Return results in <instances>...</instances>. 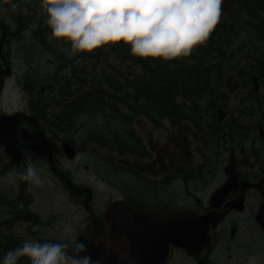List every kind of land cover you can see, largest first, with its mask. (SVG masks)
I'll return each instance as SVG.
<instances>
[{
  "label": "flooded vegetation",
  "instance_id": "af4514ba",
  "mask_svg": "<svg viewBox=\"0 0 264 264\" xmlns=\"http://www.w3.org/2000/svg\"><path fill=\"white\" fill-rule=\"evenodd\" d=\"M21 1L23 9L31 11L33 7L31 4H39L41 0ZM84 4L86 19H81L78 6ZM13 7L18 14L20 10L16 6ZM107 7V5L102 6L97 0H55L54 4L46 7L49 13L42 22L36 17L31 20L34 28L30 29L24 44L12 43L16 41V38H13L14 32L7 31L6 34L12 41L8 42L9 51L5 48L4 50L8 54L7 65L11 69L12 77L15 67L11 52L19 59V71L22 75L33 70L47 72L50 68L47 64H52L53 58L58 59L62 56L66 59V64L57 60V67L52 66L56 74L44 76L46 82H43L38 90L42 95V103L65 115L57 120L69 118L72 125L71 136L48 128L42 130L31 118L30 108L36 102L32 99L30 90L34 89L29 85L30 82L21 77L18 80L19 90L25 96L23 110L29 118L18 117L11 122L13 115L5 108H1L0 112H3L0 117V127L17 128L18 131L14 129V132L19 134L16 137L18 141L10 143L4 152L12 158L20 157L18 149L22 147L34 154L25 145L27 141L29 145L35 144L51 151L56 161L53 166L46 159L31 157L41 164H47L46 169L50 173L48 185L55 186L57 182L62 190H56L55 193L65 192V195L59 196L63 200L68 199L65 203L72 198L74 210L68 209L70 212L67 214V219L73 220L71 214L80 216L81 225L77 234L87 231L91 233L92 238L97 234H106L108 222L104 220V211L114 200L126 201L143 212H155L165 208L186 209L200 215L207 214L213 208L210 205L212 194L227 180L224 169L233 154L238 187L231 190L225 201L216 208L218 213L224 212V215L217 227L209 228L208 235L212 240L209 239L198 254L190 255L172 247L167 264H202V262L203 264H264V232L256 221L260 207L264 203V117L259 116L257 109H253L251 113L239 110L240 102L237 103L242 101L247 93L255 92L252 85L249 83L243 94L231 102L232 91L230 94L228 88L233 86V82L240 81L233 73L227 75L228 79L223 81L224 88L221 90L227 93V104L230 109H225L228 107L224 104L218 106L217 109L223 108L226 112L222 119L217 113L201 114L197 117L188 116L183 121L175 123L168 116L135 114L134 109L127 104L125 92L127 75L123 70H115L110 78L105 75V68L101 69L106 90L121 96L119 102L112 99L111 95L106 93L93 78V59L104 57L106 50L119 64L139 69L130 63L122 62L113 51L111 36L103 35L102 31L95 27L96 15L103 17L104 25L112 22L115 32L121 25H126L116 21L117 16L125 19L121 11L108 10ZM24 10L22 11L25 12ZM183 14H186V11H183ZM10 15V20L16 15L12 9ZM73 19L80 24V30L69 23ZM57 21L64 24L65 33L53 28ZM36 28L43 30L41 36L35 32ZM1 33L0 29V42ZM103 38H106L108 43L105 45V50L101 51L102 54L96 57L95 46H101L99 40ZM22 46L29 58L36 52L35 59H32L33 63L36 59H47V62H41L39 67L29 68L26 60L18 53V49ZM73 49L78 51L75 52ZM22 59L27 65L25 68H21ZM115 67L116 65L110 68L113 71ZM8 80L9 77H5L4 72L0 73V82L2 81L4 86L7 85ZM57 80H59L57 87L61 89L56 88L52 83ZM96 95L100 97L95 98ZM255 98L258 104L264 101L261 88L260 92H255ZM96 101L103 103L98 110L100 115H90ZM130 102L134 101L130 100ZM67 104L74 108L78 106L75 111L80 110L79 114H64L61 109ZM45 109H47L45 113L47 120L51 119L52 114L48 113V108ZM88 118H98L99 123L102 124L90 125L87 122ZM147 118L155 124L156 130L148 128ZM22 128L28 129L26 136L21 132ZM216 133H221V141L214 140ZM68 136L74 137L68 138ZM59 138L67 139L73 145L75 148L73 158L64 155ZM83 143H86V146ZM242 160L248 165H241ZM77 167L78 173L88 174L86 183L79 177L77 183L73 180ZM211 181V189L206 193L204 187ZM243 183L257 186L244 189ZM8 184L17 187L16 183ZM99 187L103 189L102 199L106 200L101 208L97 207L100 202H96V196L100 193ZM120 190L122 193H118ZM231 202L235 203V208L230 209L227 206ZM240 207V210L236 209ZM176 253L182 256V260L177 263L174 261ZM122 259L125 264H151L148 257L139 254L123 255Z\"/></svg>",
  "mask_w": 264,
  "mask_h": 264
},
{
  "label": "trees",
  "instance_id": "16d2710c",
  "mask_svg": "<svg viewBox=\"0 0 264 264\" xmlns=\"http://www.w3.org/2000/svg\"><path fill=\"white\" fill-rule=\"evenodd\" d=\"M54 2L55 0H41L39 4H31V11H26L21 0H0V27L6 32L14 28L17 43L24 44L26 38L23 34L34 28L31 20L36 17L42 22L49 13L46 7ZM13 6L20 10L19 13L13 15L12 20L5 19V11H10ZM149 7L145 13L143 11L138 23L122 26L112 34L110 40L113 51L122 62L140 69L139 73L127 77L125 81L127 104L134 109L135 114L168 116L175 123L188 116L215 115L220 104L229 107L227 93L221 90L224 88V76L235 72L243 87L247 88L250 75L255 69L264 83V10L259 0H234L231 17L227 22L220 20L203 0H160L155 6ZM183 8L196 20V25L193 26L189 20H181L174 26H167L166 21H170L175 12L180 16V9ZM78 12L81 18H86V5L78 6ZM40 13L42 14L38 16ZM202 13L209 14L210 24L207 25L200 19ZM95 21L101 23L100 17L96 15ZM69 23L80 30V25L74 19ZM63 27L64 24L59 21L53 25V28L65 33ZM102 29L104 30V24ZM34 30L40 36L43 34V30L39 28ZM7 39L4 48L9 51L8 42L12 39L9 35ZM99 41L101 46L96 45L94 49L96 57L102 54L101 51L105 50L108 43L106 38ZM18 53L26 60L29 68H36L41 62H47V59H36L33 63L36 52L29 58L24 46L18 49ZM2 54L4 57L8 56L5 50ZM52 60V64H47L48 68H56L57 60L66 64V59L62 56ZM2 64L0 58V68ZM55 74L44 70L24 74V80L30 82L29 85L34 89L30 90L32 99L36 102L30 108L31 118L42 130L54 127L67 135L71 134V119L57 120L65 115L42 103V95L38 90L46 82L44 76ZM59 80L55 81L56 87ZM255 99V92L247 93L242 101L236 100L237 103L240 102L238 108L248 113L257 109L259 116L264 117V101L258 104ZM139 100L144 102L140 103ZM102 105L103 103L96 101L91 113H98ZM45 108L52 114L51 119L47 120ZM76 108L67 104L61 111L66 115H77L80 110L75 111ZM17 135L19 136L10 128L0 127V137L9 144L17 140ZM214 140L221 141V133H216ZM21 155L26 160L30 156L27 152H22ZM15 168L16 166L12 167L8 172L0 169L1 186L4 180L3 188H0V206L13 208L15 204H21L20 193H14L16 187L10 190L6 182L7 175ZM44 175L47 180L50 179L48 169ZM55 184L58 191H62L59 184ZM11 195L15 197L12 198ZM44 198L45 193L36 197L34 202ZM14 212L17 213L18 210ZM25 218L32 221L35 217ZM54 247L67 259L66 263L60 264H84L72 245L56 243ZM19 261L27 264H55L40 251L31 249L24 236L15 232L0 233V264H19Z\"/></svg>",
  "mask_w": 264,
  "mask_h": 264
},
{
  "label": "water",
  "instance_id": "95a60500",
  "mask_svg": "<svg viewBox=\"0 0 264 264\" xmlns=\"http://www.w3.org/2000/svg\"><path fill=\"white\" fill-rule=\"evenodd\" d=\"M210 4L216 15H220L223 21L230 18L233 0H203ZM264 6V0H259ZM264 9V7H263ZM190 19V18H189ZM206 24L209 23L207 15L204 17ZM192 24L194 21H191ZM1 28V27H0ZM4 38L0 42V50L5 42V30L1 28ZM5 75H10V68L7 64ZM254 90L259 91L258 78H251ZM220 119L225 115L224 110H218ZM19 116L28 119L25 113H15L11 122ZM21 132L26 136L28 129L22 128ZM34 154L47 157L51 165L54 162V154L35 144L28 147ZM60 148L65 156L73 158L75 148L70 142L63 141ZM246 158V157H245ZM241 165H248L244 160ZM251 165V164H250ZM227 180L222 187H219L211 196L210 205L213 207L205 215H200L192 210H173L160 208L155 212H143L132 207L123 200L112 201L104 211V220L108 222L105 235L91 237L90 232H82L75 239V249L80 260L85 264H125L122 256L139 254L148 257L151 264H167L171 248L175 247L188 254H198L202 251L205 243L212 238L209 237V228L217 227L222 220L224 212L218 213V208L227 198L231 190L236 189L238 180L236 176V162L233 154L224 169ZM257 185L244 184V189ZM227 206L235 208V203H228ZM236 209H241L236 208ZM256 221L264 232V203H262L257 214ZM133 261V260H131ZM203 264V262H202Z\"/></svg>",
  "mask_w": 264,
  "mask_h": 264
},
{
  "label": "rangeland",
  "instance_id": "374dc122",
  "mask_svg": "<svg viewBox=\"0 0 264 264\" xmlns=\"http://www.w3.org/2000/svg\"><path fill=\"white\" fill-rule=\"evenodd\" d=\"M97 1L104 7L107 5L108 10L114 9L117 10L118 12L121 11L123 16H125V19L122 16H117L116 21L120 24L135 22L137 17H139L140 14L142 13V11H144L145 13L150 8V7L145 8L143 2L138 3V13L135 14L134 8H132V6L135 3L132 1L130 2H125V0H97ZM103 2L106 5L103 4ZM157 3H159L157 2V0H152V2H149V4L152 6H155ZM11 8L13 13L16 14L14 7ZM204 15L205 13H202L200 19H203ZM10 16H11L10 11L8 12L5 11V19L10 20ZM180 22L181 20H179V14L175 12L174 15L171 17V20L166 21V25L174 26ZM109 27H110V22L104 25V32H103L104 35L110 34L111 30ZM102 28H103V22H101L99 25V29ZM11 31L14 32L13 38L15 39L16 37L15 29L11 28ZM23 35H25V38L28 37V33H24ZM12 43H17V41H12ZM73 50L75 52L78 51V49L77 50L73 49ZM13 51L15 52L16 49H14ZM104 52H105L104 57L99 59L97 58L93 59L94 60V70L92 71L93 78L96 82H98L99 85L103 87L106 93L111 95L112 99H115L116 102H119L121 96L116 94H111L110 92H108V90H106L107 89L106 82L102 79L103 75L101 69L105 68L106 70L105 75L110 76V78L113 76L115 70H123L125 72V75H127V77H133L134 73H138L140 70L137 68L128 67L127 65H121L116 61L113 55H111L107 50ZM10 55L14 57V67H15L14 75L13 77L12 76L9 77L7 85L6 86L3 85L2 90H0L1 92L0 109L3 107L6 110H8V113L11 114H14L15 112L25 113L23 110L25 96L22 95L19 90L20 83L18 81L22 76L21 72L19 71L20 62L19 59L16 58L12 52L10 53ZM22 62H23V66L21 68L27 67L24 59H22ZM114 65H116V67L112 71L110 67ZM49 71H53V68L50 67ZM52 83L55 84V81H53ZM232 85L233 86L228 88L230 90V94L232 91V94L230 95L231 102L233 99H237L238 96H240L245 90L242 87V82H238V81L233 82ZM259 86L261 88L262 94H264V83L260 82ZM224 90H226V88ZM226 109L229 110L230 108H226ZM90 115H100V114L92 113ZM146 121L148 128L156 130L155 124L153 122H151L148 118L146 119ZM87 122L90 125L102 124L99 123L98 118H88ZM85 129L87 130V128ZM73 137L68 136V138H73ZM83 144L86 146V143ZM5 148H6V144L0 138V169L8 172L12 168L14 161L5 157V152H4ZM58 157L60 156L58 155ZM42 168H44V164H39L37 160H34L32 162V170L38 175H42L40 171ZM66 169L70 173H72L68 168ZM67 170L64 169V171L67 174H69ZM87 175L88 174L86 172L78 173V167H77L73 175V180H75V182L77 183L76 180H78L79 177L82 182L86 183V180L88 179ZM6 181L8 183L11 182V184L16 183L17 187L14 188V193L15 194L21 193L20 195H21V201L23 203V207H22L23 210L18 211L16 214H14L15 210H19L18 204H15L13 208L0 206V232L7 231V232L18 233L25 237L31 249L40 251L42 255L48 257L55 264L66 263L67 259L65 258V256L61 253L59 249L54 247V245L56 243H62V244H66L67 242L73 243L74 238L79 230L78 228H80L81 225L80 224L81 218L80 216L71 214L73 220L71 221L70 218L69 220L67 219L68 209L73 211L74 207L72 205V202L68 207V204L65 203L68 200L67 198L63 200L61 199V197H59L65 195V192L55 193V191L58 190L57 187L48 185V182L46 181H44L43 183H41L40 180L37 181L35 177H33L30 174L28 167H24V169L21 172L7 175ZM3 183L4 180L2 182V186L0 185V188H3ZM118 185H120V183H118ZM211 186H212V181L204 187V191L206 193H209ZM12 188L13 187L11 186L9 187L10 190H12ZM99 191L100 193L96 196V202L97 203L100 202L99 205H97V207L101 208L105 205L106 200L102 199L104 196L103 189L99 187ZM44 193H45L44 199L38 200L37 203L34 202V199L36 197ZM118 193H122V190H120V192ZM70 201H72V198ZM30 213H32V217H35L34 220L29 221L23 219L24 215ZM174 257H175L174 261L176 263L182 260V256L179 253H176ZM18 263L27 264V262H22V261H19Z\"/></svg>",
  "mask_w": 264,
  "mask_h": 264
}]
</instances>
